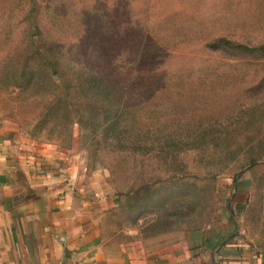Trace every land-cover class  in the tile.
Returning a JSON list of instances; mask_svg holds the SVG:
<instances>
[{
	"label": "rangeland",
	"instance_id": "rangeland-1",
	"mask_svg": "<svg viewBox=\"0 0 264 264\" xmlns=\"http://www.w3.org/2000/svg\"><path fill=\"white\" fill-rule=\"evenodd\" d=\"M217 38L264 45V0H0V111L31 131L37 100L9 83L5 70L28 55L31 39L40 49L59 46L113 84L138 130L182 137L165 163L154 151L132 156L99 147L94 156L86 132L74 125L75 144L89 145V161L109 169L116 194L172 168L180 182L215 187L209 223L219 209L236 208L240 236L264 251V185L254 182L264 173V58L211 50ZM205 130L216 132L217 145L199 144ZM236 174L248 184L232 195ZM126 219L117 208L111 229L132 226ZM151 221L145 214L135 226Z\"/></svg>",
	"mask_w": 264,
	"mask_h": 264
},
{
	"label": "crops",
	"instance_id": "crops-1",
	"mask_svg": "<svg viewBox=\"0 0 264 264\" xmlns=\"http://www.w3.org/2000/svg\"><path fill=\"white\" fill-rule=\"evenodd\" d=\"M74 141L31 138L0 111V264H264L227 208L196 229H111L118 195Z\"/></svg>",
	"mask_w": 264,
	"mask_h": 264
},
{
	"label": "trees",
	"instance_id": "trees-1",
	"mask_svg": "<svg viewBox=\"0 0 264 264\" xmlns=\"http://www.w3.org/2000/svg\"><path fill=\"white\" fill-rule=\"evenodd\" d=\"M42 45L40 49L31 39L28 55L14 57L12 67L5 70L9 83L28 93L27 98L37 100L39 109L31 122V131L27 132L31 138L45 134V139L69 146L73 140V126L78 125L86 132L94 156L99 147L115 153L127 152L132 156L149 155L154 151L163 163L169 160V148L176 146L177 152L181 147V136L174 137L170 133L155 135L151 130H138L135 119L126 118L127 108L122 95L106 77L83 64H74L59 46ZM208 47L214 51H235L253 59L264 58V45L247 46L217 38ZM217 138L216 132L205 130L196 140L204 146L217 145ZM156 149L159 150L156 152ZM255 161L252 160L250 167L255 165ZM102 170L106 179L111 181L109 169L102 166ZM166 172L169 173L165 178H150L117 193V208L125 212L127 223L135 226L141 216L151 215L152 221L139 228L146 236L209 224L215 187L207 182H180L181 177L172 168ZM238 175H234L231 181L232 195L247 188L248 182H239ZM258 181L264 185V173L254 180ZM227 209L233 218L236 208L228 205Z\"/></svg>",
	"mask_w": 264,
	"mask_h": 264
},
{
	"label": "built area",
	"instance_id": "built-area-1",
	"mask_svg": "<svg viewBox=\"0 0 264 264\" xmlns=\"http://www.w3.org/2000/svg\"><path fill=\"white\" fill-rule=\"evenodd\" d=\"M240 234H244V231H243V230H241Z\"/></svg>",
	"mask_w": 264,
	"mask_h": 264
}]
</instances>
